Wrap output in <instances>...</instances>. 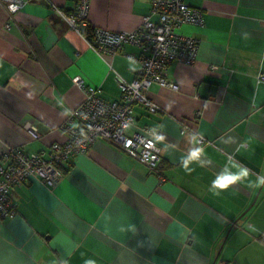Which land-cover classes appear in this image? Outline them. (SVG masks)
Listing matches in <instances>:
<instances>
[{
	"label": "crops",
	"instance_id": "0c3cea01",
	"mask_svg": "<svg viewBox=\"0 0 264 264\" xmlns=\"http://www.w3.org/2000/svg\"><path fill=\"white\" fill-rule=\"evenodd\" d=\"M183 1L201 15L180 30L197 41L195 62L171 63L175 88L151 84L159 110L133 105L125 131L158 145L155 171L97 138L54 186L14 185L0 264H264V0ZM76 3L30 0L10 17L0 2V152L65 142L84 99L76 77L110 102L116 74L136 78L140 47L97 55L66 20ZM144 18L158 21L151 0H89L91 28L130 31Z\"/></svg>",
	"mask_w": 264,
	"mask_h": 264
},
{
	"label": "built area",
	"instance_id": "2783aa9c",
	"mask_svg": "<svg viewBox=\"0 0 264 264\" xmlns=\"http://www.w3.org/2000/svg\"><path fill=\"white\" fill-rule=\"evenodd\" d=\"M29 1L0 0L10 17ZM151 5L158 17L157 22L144 18L138 28L117 32L89 27V0H77L74 11L66 16V20L81 33L90 29L89 35L82 34L97 55L113 56L126 43L140 47V66L136 78L126 82L116 74L115 80L121 95L119 101L110 102L99 96V89L85 86L81 78L76 77L74 84L82 90L84 99L62 125L67 134L65 142L51 144L48 152L27 153L17 147L0 152V218H14L16 214L9 198L14 185L38 178L48 186H54L72 158L85 154L97 138L120 148L129 157L144 164L150 172L155 171L160 160L158 145L139 131L125 134L134 124L132 107L139 104L150 113L157 112L159 107L145 93L150 85L155 83L175 88L166 79L168 66L171 63L183 66L194 64L197 41L181 34L180 30L185 24L199 25L201 15L198 9L189 7L183 0H151ZM258 79L264 82V72L259 73ZM74 120L78 121L77 127L72 126ZM26 130L33 138L40 137L30 125H26ZM188 130L194 132L181 124L182 134ZM204 142L201 137L197 139L198 144Z\"/></svg>",
	"mask_w": 264,
	"mask_h": 264
},
{
	"label": "trees",
	"instance_id": "16d2710c",
	"mask_svg": "<svg viewBox=\"0 0 264 264\" xmlns=\"http://www.w3.org/2000/svg\"><path fill=\"white\" fill-rule=\"evenodd\" d=\"M90 32H91V31H90V29H88V28H87V29H86V30H84L82 33H83V34H86V35H89V34H90Z\"/></svg>",
	"mask_w": 264,
	"mask_h": 264
}]
</instances>
